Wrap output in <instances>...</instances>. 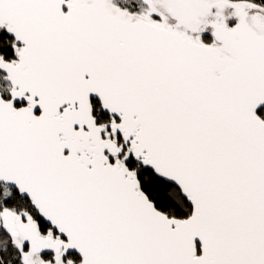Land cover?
<instances>
[{"label": "snow or ice", "instance_id": "6c2138e0", "mask_svg": "<svg viewBox=\"0 0 264 264\" xmlns=\"http://www.w3.org/2000/svg\"><path fill=\"white\" fill-rule=\"evenodd\" d=\"M0 264H264V0H0Z\"/></svg>", "mask_w": 264, "mask_h": 264}]
</instances>
